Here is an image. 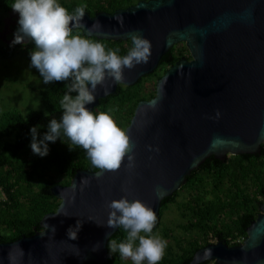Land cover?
<instances>
[{
    "label": "water",
    "instance_id": "water-1",
    "mask_svg": "<svg viewBox=\"0 0 264 264\" xmlns=\"http://www.w3.org/2000/svg\"><path fill=\"white\" fill-rule=\"evenodd\" d=\"M97 20L102 27L90 38L128 41L131 48L128 33L139 31L151 56L125 69L124 82L107 80L108 94L98 86L95 101L86 105L91 111L119 86L154 73L174 46L184 44L190 60L183 56L167 68L154 96L135 106L124 129L135 143L134 167L128 169L125 158L116 172L77 170L68 186L51 187L57 209L42 217L32 236L0 243V264H106L107 243L118 230L106 226L107 203L139 199L158 217L163 200L207 159L256 156L264 146V0H139L111 14L85 12L82 23L91 27ZM77 221L72 240L67 230ZM245 231L238 245L218 241L196 250L190 264H264V201Z\"/></svg>",
    "mask_w": 264,
    "mask_h": 264
},
{
    "label": "trees",
    "instance_id": "trees-1",
    "mask_svg": "<svg viewBox=\"0 0 264 264\" xmlns=\"http://www.w3.org/2000/svg\"><path fill=\"white\" fill-rule=\"evenodd\" d=\"M9 2L10 0H0V10L6 9ZM136 2L137 0L90 1L85 12L90 16L97 12L111 14ZM63 7L72 14L78 6L72 4ZM101 42L106 50L119 49L118 55L121 56L126 55L130 49L128 41ZM180 47L170 49L151 75L141 78L131 87L119 86L117 93L101 101L93 112L109 113L124 130L137 103L154 96V85L149 87V79H158L160 72L172 66L185 52L188 54L185 46ZM34 49L31 41L22 46L10 45L0 48V59H8L16 52H31ZM187 59H190L189 54ZM69 83L70 81L54 82L50 88L41 91V109L30 112L26 118L12 111L4 113L0 118V243L30 237L40 230L39 222L42 217L54 212L59 205V201L50 193L51 187L68 186L77 170H99L92 166L84 150L76 145H73L72 150H62L49 143L48 155L44 157L34 155L33 159H27L22 156L30 147L32 127L40 126L37 134L39 140L47 132L51 119L60 120V101ZM71 95L75 96L76 93ZM60 139L64 144L70 142L63 134ZM182 189L188 194L178 206L184 221L178 227L185 233H196L198 237L192 234L189 242L186 239L178 240V251L164 256L159 264H190L193 253L207 245L209 237L223 241L228 246L238 245L244 240L246 228L256 218L259 203L264 201V146H260V155L256 156H230L225 162L210 157L191 173ZM180 192L163 200L152 234L160 226L162 212L169 204L176 203ZM126 236L127 233L120 227L109 241L114 239L117 243L124 242ZM108 243L111 257L106 264H115V257L110 252Z\"/></svg>",
    "mask_w": 264,
    "mask_h": 264
},
{
    "label": "clouds",
    "instance_id": "clouds-1",
    "mask_svg": "<svg viewBox=\"0 0 264 264\" xmlns=\"http://www.w3.org/2000/svg\"><path fill=\"white\" fill-rule=\"evenodd\" d=\"M86 7L78 6L69 14L58 0H14L11 9L19 18L12 44H22L26 40L34 43L30 66L39 72L44 84L70 81L60 101V120L51 119L47 132L39 140L40 126L30 129L32 153L40 157L48 155V144L63 134L71 144L84 150L92 166L102 170L99 173L102 175L119 170L125 158L128 169H132L135 143L109 113H94L86 105L95 101L98 86L108 94L107 80L111 79L113 84L122 83L125 69L146 64L151 56V44L139 31H132L128 33L132 47L126 55H118L119 49L106 50L104 43L90 38L94 30L102 27L100 22L95 21L91 27L82 23ZM77 30H83L85 34ZM216 115L218 117L219 113ZM260 135L264 138V129ZM87 182L84 179V183ZM106 207V226L122 227L127 233L124 242L109 241L110 252H118L121 259H130L132 264H159L165 255L167 241L152 235L157 222L153 209L139 199L129 201L127 196L107 203ZM44 227L49 228V225ZM80 227L79 221L74 228L69 227L68 237L77 239ZM15 247L19 248L18 245Z\"/></svg>",
    "mask_w": 264,
    "mask_h": 264
},
{
    "label": "rangeland",
    "instance_id": "rangeland-1",
    "mask_svg": "<svg viewBox=\"0 0 264 264\" xmlns=\"http://www.w3.org/2000/svg\"><path fill=\"white\" fill-rule=\"evenodd\" d=\"M90 1L96 3L102 0H58L61 6H71L72 4L77 6L88 5ZM13 2L14 0H10L6 9L0 10V48L13 45V34L18 28V14L14 13L11 9ZM79 33L81 34L80 31ZM28 41L29 40H26L24 43L16 45L22 46L27 44ZM176 46L180 47L184 46V44H178ZM187 55L188 54L185 52L183 56L187 57ZM159 74L161 76L163 72ZM156 80V77L150 78L148 81L149 87H152V85L155 87ZM54 82L48 84L43 83L39 72L34 67L30 66V52L20 51L16 52L8 59H0V118L4 113L11 111L17 112L26 118L30 112L40 110V92L50 88ZM52 144L57 145L62 150H72L71 148H73L71 142L65 144L61 143L60 138ZM22 156L27 159H33L34 154L29 147ZM50 175L53 174L51 173ZM187 194L188 192L186 190L185 192H180L176 198V203L168 205L162 212L163 215L159 228L152 234L158 235L160 238L167 241L164 256L178 251V240L186 239V241L189 242L192 234L194 237H198V234L185 233L178 227V225L184 222L179 214L181 209H178V206L185 201ZM141 234L143 235V233ZM209 243L214 244L216 240L209 237L208 244ZM113 255L115 257V264H132L130 259H121L118 252L113 253ZM144 264H146V262H144Z\"/></svg>",
    "mask_w": 264,
    "mask_h": 264
},
{
    "label": "flooded vegetation",
    "instance_id": "flooded-vegetation-1",
    "mask_svg": "<svg viewBox=\"0 0 264 264\" xmlns=\"http://www.w3.org/2000/svg\"><path fill=\"white\" fill-rule=\"evenodd\" d=\"M188 60H190V59H188ZM179 191H181V192H185L182 188L179 190ZM220 236H223L222 234H220ZM215 240H216V242H218V241H220V240H218V239H216V238H214ZM223 242V241H222ZM210 244V243H209Z\"/></svg>",
    "mask_w": 264,
    "mask_h": 264
}]
</instances>
